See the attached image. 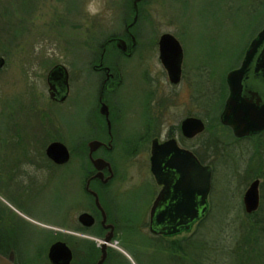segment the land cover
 Masks as SVG:
<instances>
[{"label":"rangeland","instance_id":"1","mask_svg":"<svg viewBox=\"0 0 264 264\" xmlns=\"http://www.w3.org/2000/svg\"><path fill=\"white\" fill-rule=\"evenodd\" d=\"M260 2L145 0L142 4L136 26L139 39L152 40V34L158 37L170 33L177 36L183 48L185 78L183 85L176 90H188L190 108H193V84L204 86V140L206 145L216 143L204 157L206 164L213 167V175L205 224L201 226L198 221L188 231L170 237L160 236L155 241V236H151L146 228L148 216L143 212V202L152 187L147 167L132 165L118 170L126 179L125 187L129 190L118 198L122 210L119 221L128 231L121 228L110 246L113 255L123 256L114 264H152V245H156L153 242L179 240L197 229L219 245L235 246L240 242L243 246L241 230L244 227L249 229L251 219L246 217L242 198L252 181H260L259 193L264 198V135L236 142L231 131L219 124L218 116L227 97L225 77L239 67L250 41L264 28V4ZM92 8L98 9L95 15L91 14ZM130 10V0H0V56L5 60L0 69V131L4 133L7 129L6 121L10 120L7 115L10 114L21 129L16 136H6L9 132L0 134V145L10 151L5 154V162L20 161L23 150L32 147V150L39 151L54 140L53 121H49L46 133L43 130L34 133L38 123L29 119V108L27 113L24 106L27 99L30 100V91L46 89V74L56 64H64L72 70L84 66L90 55V51L88 56L85 55L86 48L93 51L92 58H95L107 33L119 32ZM143 65L152 68V58L146 59ZM123 92L124 102L135 103L140 109L137 110L140 115L134 119V126L139 129L149 114V107L143 105L145 96L141 97L133 89H124ZM75 102L78 103L79 99ZM75 109L79 113L80 107ZM180 110L181 106L175 104L172 112L175 115ZM75 114V110L59 114L66 140ZM257 154H261L262 161ZM15 185L8 190L0 188V203L4 204L5 199L6 204L16 201L19 210L40 224L38 236L28 239L20 254L25 253L29 264H49L47 251L56 238L52 232L47 233V225L54 226L63 217L59 182H55L53 176L47 178L43 175L35 186L39 191L34 194L23 192L19 182ZM262 204L264 213V201L260 200V207ZM82 235L85 236L79 230L71 233L76 239H83ZM86 236L89 238L83 240L91 242L94 248L101 244L99 235ZM261 239L264 242V238ZM261 247L264 249V244Z\"/></svg>","mask_w":264,"mask_h":264},{"label":"flooded vegetation","instance_id":"2","mask_svg":"<svg viewBox=\"0 0 264 264\" xmlns=\"http://www.w3.org/2000/svg\"><path fill=\"white\" fill-rule=\"evenodd\" d=\"M144 1L138 4V17L131 25L136 13L130 0L131 10L128 19L124 21L119 32L107 33L99 45L95 58H92L93 51L89 47L86 48L85 55L88 56V51L90 55L86 57L84 66L75 67L72 70L64 64H56L46 74V89L30 91V100L27 99L28 102L24 103V106L27 113V107L29 108V119L38 123L34 133L40 130L46 133L49 131V121H53L54 140L45 144L39 151L27 147L28 149L22 151L21 160L16 162L4 161L5 154L10 151L9 148L0 145V188L8 190L10 186L19 182L23 192L29 191L34 194L39 191V188L35 186L43 175L47 178L53 176L55 182L56 180L59 182V200L63 217L60 223L54 226L47 225L49 229L47 233L52 232L56 238L49 248L57 242L65 243L72 253L70 264H97L100 260L102 254L100 245L94 248L91 242L83 240L89 238L87 234L99 235L102 240L111 236L114 242L121 228L128 231L119 221L122 210L118 198L129 190L125 187L126 179L118 170L132 165L147 167L151 176L152 187L149 197L143 202V212L145 216H148L147 227H145L151 236L165 237L152 232V206L164 187L157 183L151 172L154 146L159 148V146L167 145L165 148L167 155L165 153V157L161 160L166 164L172 159V149L175 147L190 153L201 166L211 167L213 175V167L206 164L204 157L205 152L216 144L206 145L204 140L206 130L204 86L202 88L200 84L198 86L193 84L194 93L191 102L193 108H190L188 90L184 91L182 88L180 91L176 90L183 85L185 78L182 46L180 45L182 63L178 83L171 82L168 71L160 59L161 37L168 34L177 40V36L163 33L157 37L152 34V40L141 41L140 36L136 34V26L140 20L141 6ZM260 3L264 4V0ZM148 51L152 53L149 55ZM148 58H152L154 63L152 68L143 65ZM51 73L54 74L53 77H50ZM124 89L137 90V94L141 97L145 96L143 105L149 107V114L147 121H143L139 129L135 128L134 119L140 115L137 111L140 109L135 103L124 102L122 98ZM228 95L227 86V97ZM77 99H79L78 103L75 102ZM175 104H179L181 110L174 115L172 110ZM78 107H80L79 113L75 109ZM73 110L76 114L72 120L73 126H71L69 139L66 140L63 138L64 124L59 114L62 111L72 112ZM7 116L10 120L6 121L8 130H4V133L9 132V135L4 134L3 131H0V134L16 136V132L21 130L20 125L13 122V115ZM26 118H28L27 115ZM190 118L204 124V130L193 137L186 136L182 126L183 122ZM219 118L220 115L218 121L222 125ZM222 126L228 128L233 135L229 127ZM263 135L264 131L242 138L234 135L233 137L236 142H240L257 139ZM0 137L2 143V136ZM53 142L65 146L68 152L66 162L56 163L47 156V147ZM260 144L262 145L261 142ZM169 173L173 171H168ZM172 176L174 178L169 180L171 184H175L178 178L175 174H170V177ZM16 187L19 188V186ZM4 202V204L0 203V255L6 258L12 255L14 264H29L25 253L23 256L20 253L27 245L28 239L38 236L40 224L30 220L19 210L16 201L13 202L14 205L9 202V206L6 204L7 199ZM168 206L169 203L162 204L156 214L164 211ZM208 212L209 205L206 214ZM82 215L93 218L94 222L90 227L80 222ZM158 229L157 226H153L154 231ZM77 230L85 234L81 236L83 239L71 236V233ZM24 237V241L21 242ZM113 254L108 245L103 264H114L111 260ZM46 259L50 264L47 255Z\"/></svg>","mask_w":264,"mask_h":264},{"label":"water","instance_id":"3","mask_svg":"<svg viewBox=\"0 0 264 264\" xmlns=\"http://www.w3.org/2000/svg\"><path fill=\"white\" fill-rule=\"evenodd\" d=\"M143 0H132L135 11L134 24L137 20L138 4ZM160 59L167 69L172 83H178L181 75L182 49L178 41L171 35H163L160 39ZM5 60L0 56V69ZM54 74L51 73L50 77ZM229 95L220 114V123L229 127L237 138L257 135L264 131V29L250 43L243 61L238 69L230 71L226 76ZM183 132L193 137L204 130V124L195 119L183 122ZM91 146H95L91 144ZM167 145L153 148L151 172L163 189L155 200L152 211V232L170 237L182 231H188L202 219L208 210L207 198L211 191L212 169L201 166L188 152L172 149L173 157L166 164L161 161L167 155ZM47 156L56 163L68 160L65 146L58 142L51 143L46 150ZM101 169V167H98ZM168 171H173L169 173ZM170 174H175L178 180L171 184ZM260 181H252L245 191L242 203L247 215L258 211L260 207ZM172 189V193L170 190ZM169 206L156 214L162 204ZM80 222L90 227L93 218L82 215ZM153 226L159 229L154 231ZM112 242L107 236L100 244L101 257L97 264H103L106 258V248ZM50 264H70L72 253L65 243L57 242L48 251ZM0 264H14L12 255L6 258L0 255Z\"/></svg>","mask_w":264,"mask_h":264},{"label":"trees","instance_id":"4","mask_svg":"<svg viewBox=\"0 0 264 264\" xmlns=\"http://www.w3.org/2000/svg\"><path fill=\"white\" fill-rule=\"evenodd\" d=\"M257 155L262 161L261 154ZM260 200L264 201V198L261 196ZM207 215L199 220L201 226L205 224ZM246 217L251 219V224L249 229L244 227L241 230L244 240L242 247L240 242H236L235 246L219 245L211 238L208 239L204 231L197 229L192 235L179 240L153 242L156 245L150 242L152 264H264V249L261 247L264 244L261 239L264 238L263 204L258 211ZM157 239L158 237H153V240ZM120 257L123 256L115 254L111 260L115 262ZM160 257L162 259L158 260Z\"/></svg>","mask_w":264,"mask_h":264},{"label":"clouds","instance_id":"5","mask_svg":"<svg viewBox=\"0 0 264 264\" xmlns=\"http://www.w3.org/2000/svg\"><path fill=\"white\" fill-rule=\"evenodd\" d=\"M97 11H98V9L92 8L91 9V14L95 15Z\"/></svg>","mask_w":264,"mask_h":264}]
</instances>
